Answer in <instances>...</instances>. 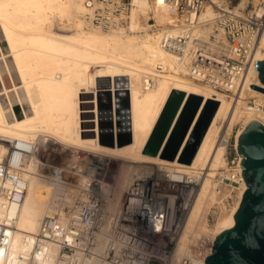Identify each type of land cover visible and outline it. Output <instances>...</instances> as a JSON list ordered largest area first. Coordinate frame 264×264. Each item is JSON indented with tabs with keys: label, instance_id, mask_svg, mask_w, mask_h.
<instances>
[{
	"label": "bare ground",
	"instance_id": "1",
	"mask_svg": "<svg viewBox=\"0 0 264 264\" xmlns=\"http://www.w3.org/2000/svg\"><path fill=\"white\" fill-rule=\"evenodd\" d=\"M224 1L210 0L189 16L167 6L159 8L146 0H134L126 27L104 31L84 26L80 16L82 0H0V156L6 152L9 140H31L37 149L25 165L27 184L21 203L17 208L0 210V219L14 216L8 247L0 249V264H15L20 256L28 254L31 234L36 233L41 219L63 215V205L83 197L78 188L90 184L101 195L102 183L94 178L100 160H116L112 187L103 194L109 219L116 213L132 174L144 167L141 164L194 175L203 169L171 264H179L183 257L191 255L190 245L198 236L215 238L221 230L234 225V208L221 213L210 226L205 220L214 201L213 177L226 163L225 150L215 139L223 122L228 132L232 125L241 123L243 128L238 129L237 139L248 121L261 119L264 108H248L247 100L255 97V102L264 106L263 92L249 85L232 103L229 97L217 94L218 105L189 164L143 152L171 90L182 91L185 98L191 94L204 96L202 105L210 95L208 89L175 69L173 58L160 46L162 31L167 29L174 34L187 30L190 37L197 33L206 35L218 14L213 4L220 6ZM246 1L239 0L234 8L244 6ZM149 14L159 25L152 31H148L146 22ZM55 23L66 32H56ZM140 29L144 31L141 34ZM262 59L264 32L254 56V60ZM156 63L167 71L156 73ZM257 73L253 67L246 75V83L261 86ZM3 75L11 88L6 86ZM146 77L154 81L147 88ZM106 91L111 96L110 112L101 102ZM9 93L14 94L12 98ZM109 117L113 125L110 146L106 144L109 131L100 126ZM127 133L131 141L118 145L117 135ZM55 156L66 166L49 174L43 169L53 166L51 159ZM38 162L44 163L42 172L35 167ZM73 165L79 167V172L70 170ZM245 188L243 183L239 195ZM50 252L54 254L56 247L52 246ZM89 264L99 263L93 260Z\"/></svg>",
	"mask_w": 264,
	"mask_h": 264
},
{
	"label": "built area",
	"instance_id": "2",
	"mask_svg": "<svg viewBox=\"0 0 264 264\" xmlns=\"http://www.w3.org/2000/svg\"><path fill=\"white\" fill-rule=\"evenodd\" d=\"M146 1L151 6H167L189 16L195 15L210 2ZM238 3L239 0L234 3L228 0L227 3L221 2L220 6L213 4L218 14L206 35L197 33L190 37L187 30L172 34L166 29L159 38L161 48L173 58L175 69L191 82L208 89V99L211 100L217 101V94H224L232 103L237 101L247 86L257 85L247 84L246 75L255 67L254 56L260 46V35L264 32V0H257L251 6L245 3L242 7L234 8ZM82 6L80 16L84 26L107 31L126 27L134 0H82ZM146 22L148 31L159 26L151 14ZM142 31L140 29L138 33ZM154 71L165 73L167 69L161 63H156ZM153 83L152 77L144 79L145 88ZM247 103L248 108H264L255 102V97L248 98ZM262 120L264 114L257 120L264 125ZM239 128L243 126L237 122L228 132L223 122L216 135L215 143L224 148L226 163L221 172L213 177L214 201L205 218L208 226L221 213L233 208L236 210L244 191L242 189L239 195L244 183L236 149ZM6 144V152L0 156V210L17 208L21 203L27 184L25 165L37 152L31 140H9ZM42 164L38 162L35 165L38 172H42ZM142 166L132 174L112 218H108L107 199L97 194L90 184L80 187L78 189H81L83 197L75 198L70 205H63V215L55 214L41 219L38 230L31 234L28 254L20 256L15 264H89L93 260L99 264H171L173 249L195 201L203 169L194 175L168 171L158 165ZM60 167L46 165L43 170L51 174ZM70 170L79 172V167L73 165ZM99 172L102 171L98 169L94 178L100 180L104 188L108 184L99 177ZM100 174L103 176V172ZM13 220L14 216L0 219V249L8 247L9 232L13 227L10 222ZM213 240L209 235L198 236L192 243L191 255L183 257L179 264H202L203 258L211 254ZM52 246L56 247L54 254L50 252Z\"/></svg>",
	"mask_w": 264,
	"mask_h": 264
},
{
	"label": "water",
	"instance_id": "3",
	"mask_svg": "<svg viewBox=\"0 0 264 264\" xmlns=\"http://www.w3.org/2000/svg\"><path fill=\"white\" fill-rule=\"evenodd\" d=\"M255 69L258 71L257 76L261 85L264 86V59L255 60ZM250 87L264 93L262 86L250 84ZM106 94L101 102L110 112L111 96L108 91ZM184 98L185 94L182 91L171 90L155 127L143 147L145 154L168 160L177 159L185 164L191 162L218 102L208 99L202 105L191 132L178 154L202 102L200 96L193 94L187 96L185 100ZM125 102L128 106L127 97ZM126 118L128 119V115ZM100 126L101 129L105 128L109 131L107 136L109 142L106 144L112 145L113 137L110 132L113 125L110 117ZM244 127L237 137L236 149L240 156V174L246 188L232 215L234 225L221 230L215 236L211 254L203 258L202 264H264V125L251 119ZM130 141V133L117 135L118 145Z\"/></svg>",
	"mask_w": 264,
	"mask_h": 264
},
{
	"label": "rangeland",
	"instance_id": "4",
	"mask_svg": "<svg viewBox=\"0 0 264 264\" xmlns=\"http://www.w3.org/2000/svg\"><path fill=\"white\" fill-rule=\"evenodd\" d=\"M235 1H237V0H232V3H234ZM256 1L257 0H247L246 2L248 3V6H251V5H254L255 3H256ZM225 3H227L228 2V0H226V1H224ZM57 26V27H56ZM54 30L56 31V32H59V33H65L66 31L65 30H62V29H60V28H58V23H55V25H54ZM144 32V31H143ZM143 32H141V33H143ZM140 33V34H141ZM3 77H4V81H5V84H6V86L8 87V88H11V83L9 82V80H8V78H7V76L6 75H3ZM9 95H10V97L12 98V96L14 95L13 93H9ZM87 96H89L90 97V95H88L87 94ZM92 118V117H91ZM54 158V159H53ZM52 165H56V166H66V165H64L61 161H60V159L58 158V156H55V157H52ZM105 161V160H104ZM103 160H100V163H99V165H100V167L98 166V169L100 170V171H102L103 172V176H101V174L100 173H102V172H99V177H101L102 179H103V181L106 183V184H108V186H106V187H102L101 189H100V194L104 197V195H105V190L106 189H108L109 190V188H111L112 187V182H113V179H114V176H115V174H116V160H113V158L111 159V160H109V162H107V161H105L104 162ZM63 164V165H62ZM143 164H146V163H143ZM143 164H141V165H143ZM114 165V166H113ZM164 168H165V166H163ZM210 172H214V170H212V171H210ZM45 174V173H44ZM45 175H47V174H45ZM51 177V176H50ZM52 178V177H51ZM103 186V185H102ZM104 194V195H103ZM109 194V196L111 197L112 195H110V193H108ZM105 198V197H104ZM190 246H192V243H191V245Z\"/></svg>",
	"mask_w": 264,
	"mask_h": 264
},
{
	"label": "crops",
	"instance_id": "5",
	"mask_svg": "<svg viewBox=\"0 0 264 264\" xmlns=\"http://www.w3.org/2000/svg\"><path fill=\"white\" fill-rule=\"evenodd\" d=\"M172 126H173V124H172ZM172 126H171V127H172ZM151 132H152V131H151ZM150 134H151V133H150ZM149 136H150V135H149ZM149 136L147 137V139L149 138ZM167 136H168V135H167Z\"/></svg>",
	"mask_w": 264,
	"mask_h": 264
}]
</instances>
